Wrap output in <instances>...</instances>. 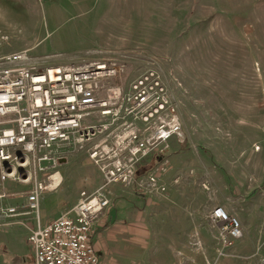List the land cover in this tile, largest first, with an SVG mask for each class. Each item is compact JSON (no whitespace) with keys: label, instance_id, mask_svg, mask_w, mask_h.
<instances>
[{"label":"rangeland","instance_id":"374dc122","mask_svg":"<svg viewBox=\"0 0 264 264\" xmlns=\"http://www.w3.org/2000/svg\"><path fill=\"white\" fill-rule=\"evenodd\" d=\"M0 36V56L27 51L18 65L114 58L125 85L154 69L176 105L182 139L160 158L165 190L130 188L146 206L165 203L162 211L147 209L136 245L125 238L108 246L97 230L98 264H264V0H0ZM61 158L62 181L39 202L42 221L103 184L85 152L67 149ZM117 185L102 190L110 202ZM187 187L200 205L193 203L191 230L172 207ZM217 205L230 206L241 226L230 246L211 226ZM18 218L0 221V264H33V220Z\"/></svg>","mask_w":264,"mask_h":264},{"label":"built area","instance_id":"2783aa9c","mask_svg":"<svg viewBox=\"0 0 264 264\" xmlns=\"http://www.w3.org/2000/svg\"><path fill=\"white\" fill-rule=\"evenodd\" d=\"M27 59L26 50L0 56V221L34 219L27 234L33 264H98L92 227L110 205L102 190L110 184L165 190L160 158L172 139H182L176 105L151 68L125 85L116 82L124 65L114 58L17 64ZM67 149L85 152L103 184L81 190L72 206L43 224L39 202L60 184L57 166ZM6 181L28 187L17 193L5 188ZM17 197L23 201L13 203ZM209 218L223 246L242 236L239 220L223 207H214Z\"/></svg>","mask_w":264,"mask_h":264},{"label":"crops","instance_id":"0c3cea01","mask_svg":"<svg viewBox=\"0 0 264 264\" xmlns=\"http://www.w3.org/2000/svg\"><path fill=\"white\" fill-rule=\"evenodd\" d=\"M62 160V158H61ZM61 175V181H62V174ZM61 183V182H60ZM60 185V184H59ZM183 197L184 199L177 198L175 200V204L172 205L173 209H175L176 215L182 217L184 219V222L188 223V229L191 230V227L193 226V223L196 221L197 218V207L193 206V203L195 205H198L196 202H193L191 200V187H187L183 191ZM110 194H111V202L110 206L106 209L104 212V215L101 217L100 222L96 223L92 227V232H91V241L97 251L98 257L100 256V252H102V246L100 242V238H103L102 235L104 236V239L107 241V245L109 246V243H117L120 240H124L125 238L130 240L131 243L137 244L135 238L137 236H141V232L144 231L145 227V213H147V209L149 207H158L161 205V211H162V205L165 203H161L157 200H152L151 201V206L146 204H143V199L140 197L139 200L137 198H131V191L130 188L122 187V186H113V188L110 189ZM159 194V193H158ZM153 198H157L155 196L159 195H152ZM79 197V195H78ZM149 198V196H147ZM147 198V200H148ZM17 199V198H15ZM19 199V198H18ZM131 199V200H130ZM162 199V198H161ZM160 199V200H161ZM167 199V201H172L171 197L169 198H164ZM175 199V198H174ZM78 198L76 199V201ZM116 200H118L116 202ZM23 201V198H20V202ZM75 201V202H76ZM74 202V203H75ZM140 202L143 205L142 206H137L133 203ZM74 203L63 206L61 209H59L55 214L52 216L48 217L46 220L49 221L51 218L56 217L59 215V213L63 210L66 209L70 206H72ZM168 205V202H167ZM200 206V205H198ZM223 207L225 210H227L229 213H231V208L230 206H225V205H217ZM171 207V206H169ZM205 207V206H204ZM158 209V208H157ZM160 210V209H158ZM160 214L157 216H154V213L152 215V218L155 219L158 217ZM32 219V218H31ZM33 224H34V219ZM45 219H41V223H46L47 221H44ZM160 220V217H159ZM179 225H176L175 228H178ZM102 230L103 234L99 235V233H96L97 230ZM116 232V233H115ZM119 234L120 239H117L118 236H113L114 234ZM96 237V240L93 241V238ZM105 242H104V244ZM109 248V247H108ZM106 251V250H105ZM107 252V251H106Z\"/></svg>","mask_w":264,"mask_h":264},{"label":"trees","instance_id":"16d2710c","mask_svg":"<svg viewBox=\"0 0 264 264\" xmlns=\"http://www.w3.org/2000/svg\"><path fill=\"white\" fill-rule=\"evenodd\" d=\"M118 80H116L117 82ZM154 164V159H150L148 161H145L144 163H142L138 170H137V173L136 175L137 176H140L141 174H143L144 172H146L152 165Z\"/></svg>","mask_w":264,"mask_h":264},{"label":"bare ground","instance_id":"6f19581e","mask_svg":"<svg viewBox=\"0 0 264 264\" xmlns=\"http://www.w3.org/2000/svg\"><path fill=\"white\" fill-rule=\"evenodd\" d=\"M54 178H56L55 179L56 182L60 179L59 175H57V174L54 176Z\"/></svg>","mask_w":264,"mask_h":264}]
</instances>
